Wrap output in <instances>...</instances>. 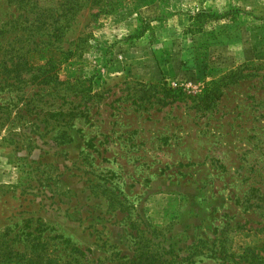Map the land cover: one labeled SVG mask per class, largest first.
I'll list each match as a JSON object with an SVG mask.
<instances>
[{
	"label": "rangeland",
	"instance_id": "obj_1",
	"mask_svg": "<svg viewBox=\"0 0 264 264\" xmlns=\"http://www.w3.org/2000/svg\"><path fill=\"white\" fill-rule=\"evenodd\" d=\"M96 12L79 10L32 69L0 74V232L43 223L65 260L64 239L91 259L264 264V0ZM163 87L179 99L163 105Z\"/></svg>",
	"mask_w": 264,
	"mask_h": 264
},
{
	"label": "trees",
	"instance_id": "obj_2",
	"mask_svg": "<svg viewBox=\"0 0 264 264\" xmlns=\"http://www.w3.org/2000/svg\"><path fill=\"white\" fill-rule=\"evenodd\" d=\"M12 9L3 14L0 23V74L8 76L20 75L22 69H32L31 53L50 46L51 38H56L63 27L67 28L70 21L84 7H97L98 12H108L115 9L118 0H57L54 5H46L42 0H2ZM42 1V2H41ZM60 20L65 23L60 25ZM9 63V66L7 65ZM238 71H231L217 80L207 83V89L199 94V103L203 108H209L213 101L219 99L220 88L234 82ZM3 78V77H1ZM46 76L33 77L32 80L47 84ZM163 105L178 98L171 89L163 87ZM182 93L179 91L178 94ZM179 99V98H178ZM55 115H60L57 112ZM27 219L23 226L16 228L18 222L6 226L0 232V264H162L160 257L152 251L140 250L136 255H121L116 261L88 258L77 246L69 244L68 260L48 251L44 241L43 223L34 224ZM60 238V236H59ZM49 239H53L50 237ZM76 254V256H74Z\"/></svg>",
	"mask_w": 264,
	"mask_h": 264
}]
</instances>
